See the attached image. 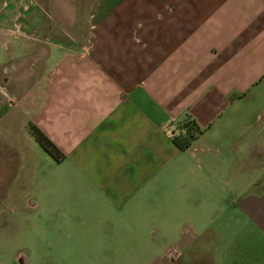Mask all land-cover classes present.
I'll list each match as a JSON object with an SVG mask.
<instances>
[{
  "label": "crops",
  "instance_id": "1",
  "mask_svg": "<svg viewBox=\"0 0 264 264\" xmlns=\"http://www.w3.org/2000/svg\"><path fill=\"white\" fill-rule=\"evenodd\" d=\"M98 14L65 38L33 24L15 58L2 53L15 17L0 19V66L14 65L0 142L47 165L48 210L99 248L174 234L178 264H264V0H111Z\"/></svg>",
  "mask_w": 264,
  "mask_h": 264
},
{
  "label": "rangeland",
  "instance_id": "2",
  "mask_svg": "<svg viewBox=\"0 0 264 264\" xmlns=\"http://www.w3.org/2000/svg\"><path fill=\"white\" fill-rule=\"evenodd\" d=\"M110 4L111 0H0V19L8 22L11 15L15 17L2 53L18 56L14 40L36 35L33 24H47L65 38V27L89 28L99 11ZM21 48L26 52L29 46L23 44ZM12 68V62L7 68L0 66V91L6 83L4 76ZM33 160L31 153H17L15 157L12 141L0 142V264H165L162 258L166 249H171L174 257L168 264L185 260L181 254L176 262L177 248H165L174 245V234L162 238V248H143V238L132 247L99 248L102 238L83 236L84 224L48 210V168L46 164L34 165ZM151 235L157 237V233Z\"/></svg>",
  "mask_w": 264,
  "mask_h": 264
},
{
  "label": "trees",
  "instance_id": "3",
  "mask_svg": "<svg viewBox=\"0 0 264 264\" xmlns=\"http://www.w3.org/2000/svg\"><path fill=\"white\" fill-rule=\"evenodd\" d=\"M185 130V135L182 138V142H178V136L173 137V140L176 144H178L181 147H185L189 144V141L191 138L194 137V133L197 131L195 128H193L191 122H188L187 125L182 126ZM29 129L34 135L36 141L38 144L54 159L59 160L62 158L63 154L58 149V147L43 133L41 132L37 127L29 124Z\"/></svg>",
  "mask_w": 264,
  "mask_h": 264
}]
</instances>
